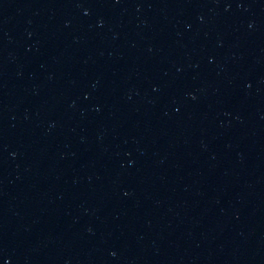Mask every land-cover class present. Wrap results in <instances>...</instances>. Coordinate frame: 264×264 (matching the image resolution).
I'll return each mask as SVG.
<instances>
[{"label":"water","instance_id":"95a60500","mask_svg":"<svg viewBox=\"0 0 264 264\" xmlns=\"http://www.w3.org/2000/svg\"><path fill=\"white\" fill-rule=\"evenodd\" d=\"M0 264H264V0H0Z\"/></svg>","mask_w":264,"mask_h":264}]
</instances>
